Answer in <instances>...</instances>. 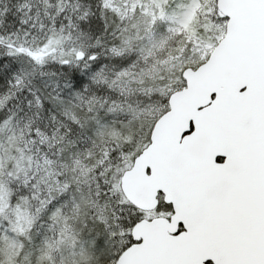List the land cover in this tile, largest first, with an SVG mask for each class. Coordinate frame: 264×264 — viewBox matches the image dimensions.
Returning <instances> with one entry per match:
<instances>
[{
	"label": "snow or ice",
	"instance_id": "obj_1",
	"mask_svg": "<svg viewBox=\"0 0 264 264\" xmlns=\"http://www.w3.org/2000/svg\"><path fill=\"white\" fill-rule=\"evenodd\" d=\"M205 15L206 87L179 122L170 104L144 132L156 203L120 201L109 264H264V0H208Z\"/></svg>",
	"mask_w": 264,
	"mask_h": 264
},
{
	"label": "trees",
	"instance_id": "obj_2",
	"mask_svg": "<svg viewBox=\"0 0 264 264\" xmlns=\"http://www.w3.org/2000/svg\"><path fill=\"white\" fill-rule=\"evenodd\" d=\"M66 3L88 7L87 18L76 17V27L69 26L85 28L82 33L61 29L68 26L62 22ZM38 7L44 26L53 30L44 29L29 46L19 41L23 31L0 33V209L9 205L26 219L11 230L0 218V247L15 238L22 256H37L28 259L32 264H109L115 246L109 231L113 213L122 210L124 217L128 211L120 203L125 198L119 186L127 165L110 168L109 158L99 162L108 147H115L107 143L110 132L126 123L105 103L109 92L98 72L110 15L88 0H42ZM4 10L0 7V22L6 24ZM100 27L97 33L88 29ZM37 134H44L48 143H30ZM37 149L65 185L39 210L46 196L43 185L34 191L33 181L24 182L26 171L34 169L31 156ZM61 219L67 231L49 228Z\"/></svg>",
	"mask_w": 264,
	"mask_h": 264
},
{
	"label": "rangeland",
	"instance_id": "obj_3",
	"mask_svg": "<svg viewBox=\"0 0 264 264\" xmlns=\"http://www.w3.org/2000/svg\"><path fill=\"white\" fill-rule=\"evenodd\" d=\"M88 1H96L102 11H107L110 15L109 22L103 27L109 29L110 36L101 45L104 58H99L98 72L102 76L100 84H105L109 92L105 103L118 112L120 118L126 120L121 129L110 132L107 143L113 145L114 142L115 147H108L99 162L102 165L109 158L110 168L124 163L130 169L143 147L144 132L167 112L170 95L185 87L182 72L186 69L196 70L206 62V55L214 48L208 35L212 22L205 15L208 0ZM41 2L42 0H0V7L5 8L9 18L6 24L4 21L0 22L4 28L0 33L8 36L7 28L14 34L23 31L19 41L29 46L44 29L53 30L54 28L44 26L42 12L38 9ZM66 4L62 22L64 27L68 26L61 29L65 32L73 30L82 33L85 28L69 26L76 27V17L77 20L87 18L88 7L81 3ZM53 5L50 3V6ZM48 18L51 19V14ZM88 29L96 30L97 33L101 27ZM106 46L107 49L104 48ZM29 142L38 146L48 143L44 134H37ZM44 155L37 149V153L31 156H34V169L27 170L24 175L25 183L33 181L32 190L37 191L40 184L44 187L46 196L43 195L44 200L38 210L45 206L44 202L49 204L52 193L60 195L65 186L56 178L51 169L52 162ZM18 215L16 209L9 205L0 209L1 220L11 230L26 221L24 216L18 218ZM113 215L115 221V218L122 217L123 211L116 210ZM65 227L67 225L64 219L49 226L60 230ZM13 235L18 237L17 232ZM8 240L5 246L0 247V264H32L28 259L37 256L34 253L28 257L26 254L22 256L21 244L15 238Z\"/></svg>",
	"mask_w": 264,
	"mask_h": 264
},
{
	"label": "water",
	"instance_id": "obj_4",
	"mask_svg": "<svg viewBox=\"0 0 264 264\" xmlns=\"http://www.w3.org/2000/svg\"><path fill=\"white\" fill-rule=\"evenodd\" d=\"M216 49L213 48L212 53H215ZM207 63L199 66L196 70L186 69L182 72L181 77L184 80L185 73L188 74L192 83L188 84L184 80L185 87L178 92L173 93L168 98V108L172 106L171 119L179 122V120L188 113L189 109L194 103V93L190 91L194 86H198L201 93L204 92L206 82L200 79L201 73L205 70ZM168 111V110H167ZM166 113V112H165ZM165 113L161 115L159 119H167ZM156 120V121H157ZM155 121V122H156ZM139 154L134 158L132 166L129 170L123 172L120 178V191L125 200L135 199L144 207H152L155 205V187H152L146 178L143 176V169L137 163Z\"/></svg>",
	"mask_w": 264,
	"mask_h": 264
}]
</instances>
